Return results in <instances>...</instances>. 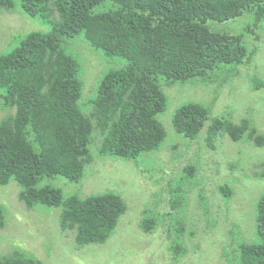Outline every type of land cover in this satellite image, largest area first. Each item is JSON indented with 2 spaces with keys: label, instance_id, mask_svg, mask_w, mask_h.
Masks as SVG:
<instances>
[{
  "label": "trees",
  "instance_id": "1",
  "mask_svg": "<svg viewBox=\"0 0 264 264\" xmlns=\"http://www.w3.org/2000/svg\"><path fill=\"white\" fill-rule=\"evenodd\" d=\"M2 12L37 19L40 25L11 30L10 41L0 51V105L9 112L0 121V186L16 183L18 199L37 213L60 209V228L73 232L76 246L83 248L110 241L127 203L113 192L80 198L43 183L56 176L80 183L92 162L90 147L97 131L103 135L100 156L133 160L158 151L167 136L158 116L168 105L160 79L169 85L231 83L239 67L253 59L256 47H246L243 33L213 28L247 14L253 25L245 32L254 33L264 22V0H0ZM77 37L106 58L125 62L91 88V112L80 104L82 61L68 43ZM250 79L255 88L264 86ZM173 126L189 142L204 134L214 150L215 139L222 135L234 143L252 140L264 146V136L248 119L211 118L209 108L196 102L177 109ZM187 170L190 175L194 166ZM258 172L264 177V162ZM231 187L219 186L222 197L234 196ZM184 191V184L177 186L174 195ZM187 204L174 196L170 213L146 211L141 223L148 234L162 229L168 256L175 259L185 255L184 238L191 229L181 215ZM256 207L260 241L247 243L237 229H228L235 245V251L226 253L228 264H264V192ZM5 226L0 203V229ZM44 263L23 249L0 251V264Z\"/></svg>",
  "mask_w": 264,
  "mask_h": 264
},
{
  "label": "rangeland",
  "instance_id": "2",
  "mask_svg": "<svg viewBox=\"0 0 264 264\" xmlns=\"http://www.w3.org/2000/svg\"><path fill=\"white\" fill-rule=\"evenodd\" d=\"M39 25L37 19L0 13V51L10 41L11 30H34ZM252 25V19L246 14L213 28L219 32L243 33L246 47L249 50L256 47L253 59L239 67L231 83L221 87L169 85L165 78L160 79L168 105L158 116L167 133L158 151L133 160L100 156L103 135L97 131L90 147L92 162L85 167L80 183H71L61 176L43 183L61 188L65 195L77 194L80 198L107 192L119 194L127 203V211L110 241L105 245L78 248L73 232L60 228V209H42L45 216L43 212L28 209L18 199V186L12 182L6 187L0 186V203L6 216V226L0 229V251L23 249L44 260V264H228L226 253L235 251L228 229H237L247 243L260 241L256 206L264 192V177L258 172L264 162V146L259 147L252 140L234 143L229 136L222 135L215 139L214 150L205 142L204 134L189 142L173 126L177 109L184 103L196 102L209 108L211 118L225 117L235 122L246 118L264 136V86L255 88L250 79L252 76L264 82V22L254 33L245 32ZM68 43L82 61L80 79L83 78L84 85L80 104L91 112L87 98L91 96V88L110 70L123 68L125 62L117 57L106 58L81 37ZM8 113L0 105V121ZM191 166L194 170L189 175L187 169ZM183 184L185 191L174 195L175 187ZM222 184L236 189L231 201L219 193ZM174 196L188 202L181 215L192 229L186 230L185 255L178 259L168 256L162 229L148 234L141 227L146 211L170 213Z\"/></svg>",
  "mask_w": 264,
  "mask_h": 264
},
{
  "label": "clouds",
  "instance_id": "3",
  "mask_svg": "<svg viewBox=\"0 0 264 264\" xmlns=\"http://www.w3.org/2000/svg\"><path fill=\"white\" fill-rule=\"evenodd\" d=\"M90 165V164H89ZM88 166V165H87Z\"/></svg>",
  "mask_w": 264,
  "mask_h": 264
}]
</instances>
